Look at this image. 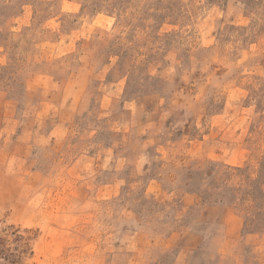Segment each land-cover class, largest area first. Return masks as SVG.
<instances>
[{"label":"rangeland","instance_id":"1","mask_svg":"<svg viewBox=\"0 0 264 264\" xmlns=\"http://www.w3.org/2000/svg\"><path fill=\"white\" fill-rule=\"evenodd\" d=\"M12 228L21 264H264V0H0Z\"/></svg>","mask_w":264,"mask_h":264},{"label":"trees","instance_id":"2","mask_svg":"<svg viewBox=\"0 0 264 264\" xmlns=\"http://www.w3.org/2000/svg\"><path fill=\"white\" fill-rule=\"evenodd\" d=\"M10 236L13 237L14 242L19 244L21 248L19 251L17 250V248L14 249V251H16L17 254L14 255L15 258L10 260L9 263L10 264H17V263L21 264V262H19V261H21L22 256L30 255V257H31V255H32V252H31L29 245H28L30 238L27 235L20 233L19 230L12 228V229H10L9 232H4L3 236H0V253L3 252L2 247L4 246L7 237H10Z\"/></svg>","mask_w":264,"mask_h":264},{"label":"crops","instance_id":"3","mask_svg":"<svg viewBox=\"0 0 264 264\" xmlns=\"http://www.w3.org/2000/svg\"><path fill=\"white\" fill-rule=\"evenodd\" d=\"M189 196H190V195H189ZM233 219H234V218H233ZM229 221H230V220H229ZM233 221L235 222V219H234ZM227 225H228V226H226V227H225V230H224V235H225V237L228 238V237H231V236H233V235H234V237H235L236 234L239 233V230H238L237 232H236V231H233V230L230 229L228 223H227ZM243 238L246 239L247 236L244 235Z\"/></svg>","mask_w":264,"mask_h":264}]
</instances>
